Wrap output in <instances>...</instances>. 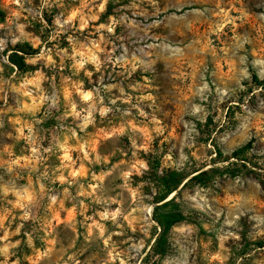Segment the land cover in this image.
Segmentation results:
<instances>
[{
    "label": "rangeland",
    "instance_id": "374dc122",
    "mask_svg": "<svg viewBox=\"0 0 264 264\" xmlns=\"http://www.w3.org/2000/svg\"><path fill=\"white\" fill-rule=\"evenodd\" d=\"M0 264H264V0H0Z\"/></svg>",
    "mask_w": 264,
    "mask_h": 264
},
{
    "label": "trees",
    "instance_id": "16d2710c",
    "mask_svg": "<svg viewBox=\"0 0 264 264\" xmlns=\"http://www.w3.org/2000/svg\"><path fill=\"white\" fill-rule=\"evenodd\" d=\"M14 54L15 53H13L12 56L10 57V61L14 64H17V61L14 59ZM249 148H250L249 143L240 146L239 148H237L231 153L230 158H234L235 160H240L244 163L247 162L246 161L247 157L245 153ZM216 151H217L216 152L217 155L219 156L222 155L220 150H216ZM242 166H245V164H242ZM216 170H218V168H216L215 166L210 167L205 170H198L195 172L194 175L190 176L185 182H183L182 179L177 178L176 177L177 174L175 172L170 173L171 179L169 181V184L167 185V189H165L162 195L158 197V200L155 201L156 204L153 207L152 216L160 228L159 233L157 237L155 238L154 243L159 244L160 241L164 240L165 234L168 232L171 225L185 219L184 214L176 207V204H175L176 197L172 196L168 199L167 197L172 192L177 190L181 184L182 185L179 189L184 187L188 181L195 179L197 177L209 175L211 172H214Z\"/></svg>",
    "mask_w": 264,
    "mask_h": 264
},
{
    "label": "bare ground",
    "instance_id": "6f19581e",
    "mask_svg": "<svg viewBox=\"0 0 264 264\" xmlns=\"http://www.w3.org/2000/svg\"><path fill=\"white\" fill-rule=\"evenodd\" d=\"M171 196V195H170Z\"/></svg>",
    "mask_w": 264,
    "mask_h": 264
}]
</instances>
